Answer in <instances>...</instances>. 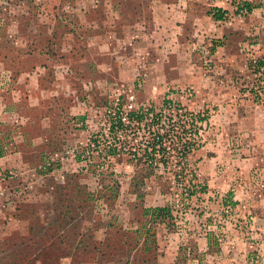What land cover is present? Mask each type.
I'll use <instances>...</instances> for the list:
<instances>
[{
  "label": "rangeland",
  "instance_id": "obj_1",
  "mask_svg": "<svg viewBox=\"0 0 264 264\" xmlns=\"http://www.w3.org/2000/svg\"><path fill=\"white\" fill-rule=\"evenodd\" d=\"M253 56L264 57V0H0V93H25L32 68L66 62L45 79L74 74L87 100L60 126L37 115L24 153L0 131V156L17 155L0 168V264H264V87ZM130 97L175 118L173 139L189 125L183 156L148 161L136 145L145 128L132 126L107 163L69 157L106 106ZM159 206L171 209L165 223L144 213Z\"/></svg>",
  "mask_w": 264,
  "mask_h": 264
},
{
  "label": "crops",
  "instance_id": "obj_2",
  "mask_svg": "<svg viewBox=\"0 0 264 264\" xmlns=\"http://www.w3.org/2000/svg\"><path fill=\"white\" fill-rule=\"evenodd\" d=\"M64 64L68 63L65 62ZM64 64L59 63L54 67L61 68L65 66ZM54 67L42 65L37 69L32 68V71L28 72L31 75V79L29 84H26L28 88L25 89V93H21L19 87H16V90L14 87H10L7 91L1 88L0 131L3 133L8 132L14 136L17 148H19L18 152L15 153L17 155L24 153L22 151L31 147L32 138L29 137V131L31 126L38 123L37 115L40 118L43 117L44 126H47L46 119L51 120L52 118H55L57 126H60L61 124H59L58 120L61 117L63 118L66 114H83L84 110H86L87 100L82 97L81 84L78 82L79 78L76 75L62 74V79L59 78V80L57 78L53 82H48L45 79L49 72L55 71L53 70ZM23 100H26V103H23ZM10 104L15 105V108L10 107ZM23 108L26 111L25 113ZM44 111L47 115H44ZM82 119L86 118L83 117ZM17 120L18 123L15 124ZM17 155L13 158L0 156V168L3 170V168L13 166L14 164L12 165L11 160L17 158Z\"/></svg>",
  "mask_w": 264,
  "mask_h": 264
},
{
  "label": "built area",
  "instance_id": "obj_3",
  "mask_svg": "<svg viewBox=\"0 0 264 264\" xmlns=\"http://www.w3.org/2000/svg\"><path fill=\"white\" fill-rule=\"evenodd\" d=\"M237 10L239 17L242 19L248 13L247 7L244 6L237 7ZM259 60L264 61V57L253 56L251 58V70L260 79L259 84L261 87H264V64L259 65ZM139 86H142L141 81L139 82ZM186 94L191 96L193 95V91L188 90ZM259 97H261V99L264 98V93H262L261 90L258 91L257 99H259ZM115 104V107H112V109L106 106L105 112L102 115V127H97V129L93 130L90 129L85 140L80 139L75 145H69L65 149L69 157L74 158L75 161L82 159L86 163H93L96 159L107 163L112 160L113 151H115L117 147L116 144L112 143L115 137L119 139L122 132H127L135 126H137V129H144L146 126L154 123L155 119L156 121L159 120L161 123L165 121L163 117H156V112L151 111L144 103L135 102V97H130L129 100L122 105L118 99ZM182 111L183 109H179V115L188 123L186 119L187 114ZM177 114L178 113H175L174 116ZM171 121L172 124H175V118L171 119ZM186 127L187 129L184 133L183 140L187 142L186 149H189L190 142L187 140L191 139V129H189V125H186ZM117 148V150L120 151L122 146ZM0 152H3L1 145ZM106 163H102V166H106ZM10 173L12 172L10 171ZM4 179L5 174L3 171H0V180ZM4 194L5 192L0 190V197Z\"/></svg>",
  "mask_w": 264,
  "mask_h": 264
},
{
  "label": "trees",
  "instance_id": "obj_4",
  "mask_svg": "<svg viewBox=\"0 0 264 264\" xmlns=\"http://www.w3.org/2000/svg\"><path fill=\"white\" fill-rule=\"evenodd\" d=\"M214 17L217 20H221L223 18V11H221L220 9H217L214 12ZM258 64L263 65L264 61L259 60ZM250 68H252L251 61H250ZM167 102L168 104L170 103V101H165L164 103L167 104ZM179 108H180L179 105H176V106L171 105L170 107H167L168 110H172V111L177 110L178 113H179ZM150 110L153 112H156L155 108L153 107H151ZM156 115H157L156 117H161V114L159 112H156ZM171 128H172V122L170 118H168V121H164L162 123L159 120L156 121L155 119L154 123L145 127V132H144V135L142 136L143 141H137L136 145L139 146V148L141 146H144V152H145L144 155H146V158L148 159V161L151 159L153 163L155 162V159L158 155L162 154V156H165L167 152L168 153H171L173 151L179 152L182 156L186 153L187 149L184 146H183L184 147L183 151H178L177 145L178 143L180 144L181 138L183 139V137L182 135H179L181 138L177 136L176 139H173V137L170 136L169 134ZM181 133L184 136L185 130L181 129ZM194 194H195V191H194ZM144 213L147 215H150L152 220L158 221L161 223H165L168 218H171V214H172L171 209L167 206L147 208V209H144ZM146 233L147 234L149 233L151 235L149 230H146ZM151 236H155V233H152ZM208 241H209V246L212 247L214 243L212 242L211 239H208ZM146 242H147V239H146Z\"/></svg>",
  "mask_w": 264,
  "mask_h": 264
}]
</instances>
